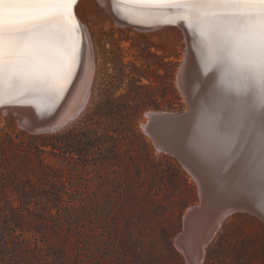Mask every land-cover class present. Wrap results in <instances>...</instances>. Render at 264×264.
I'll return each mask as SVG.
<instances>
[{
    "label": "rangeland",
    "instance_id": "1",
    "mask_svg": "<svg viewBox=\"0 0 264 264\" xmlns=\"http://www.w3.org/2000/svg\"><path fill=\"white\" fill-rule=\"evenodd\" d=\"M80 7L94 66L79 115L36 134L0 113V264H187L175 241L199 184L142 127L149 112H185L183 29L124 28L99 0ZM259 219L227 216L201 264H264Z\"/></svg>",
    "mask_w": 264,
    "mask_h": 264
},
{
    "label": "snow or ice",
    "instance_id": "2",
    "mask_svg": "<svg viewBox=\"0 0 264 264\" xmlns=\"http://www.w3.org/2000/svg\"><path fill=\"white\" fill-rule=\"evenodd\" d=\"M77 0H0V105L40 94L54 104L78 64ZM145 19L183 22L198 37L205 73H219L215 108L229 129L256 130L264 184V0H124Z\"/></svg>",
    "mask_w": 264,
    "mask_h": 264
},
{
    "label": "bare ground",
    "instance_id": "3",
    "mask_svg": "<svg viewBox=\"0 0 264 264\" xmlns=\"http://www.w3.org/2000/svg\"><path fill=\"white\" fill-rule=\"evenodd\" d=\"M85 1L78 0L74 6L81 28L77 31L78 64L60 98L53 104L47 96L37 94L18 103L5 102L0 105V113L12 112L19 116L21 125L31 133L61 129L63 122L74 119L86 105L94 64L92 39L80 16V5ZM99 1L110 11L120 27L152 32L178 24L165 23L163 18L140 22L142 18L124 0ZM180 28H183L188 51L179 71L178 85L186 100L185 112L187 110V114L191 113V130L176 131L171 127V131L163 124L155 125V134L150 133V115L156 112L147 113L149 120L142 127L153 138L159 150L174 155L176 153L173 149L182 152L177 155L179 160L199 184L201 203L187 211L184 231L175 242L186 257L187 264H201L208 243L222 221L230 215L225 214L226 210L240 208L245 213L258 212L264 215V184L258 174L260 154L255 139L256 130L248 125L229 129L234 135L230 145H224V116L216 110L214 97L220 75L215 70L205 73L198 37L189 26ZM183 69H186L184 74ZM188 164L193 165L191 167ZM189 230L191 234L187 235Z\"/></svg>",
    "mask_w": 264,
    "mask_h": 264
},
{
    "label": "water",
    "instance_id": "4",
    "mask_svg": "<svg viewBox=\"0 0 264 264\" xmlns=\"http://www.w3.org/2000/svg\"><path fill=\"white\" fill-rule=\"evenodd\" d=\"M78 1V0H77ZM75 6V5H74ZM74 14H75V10H74ZM76 16V15H75ZM77 19V17H76ZM78 21V20H77ZM79 23V21H78ZM177 24V23H176ZM178 27H185L186 28V25L184 23H181V25L178 23L177 24ZM79 29L80 28V25H79ZM183 29V28H182ZM187 68V66L185 67ZM186 70V69H185ZM185 70L183 69V72L182 74L185 73ZM184 77V75H183ZM188 90V89H187ZM70 92V89H68L67 91V94H69ZM66 97H68L66 95ZM65 97V98H66ZM67 99V98H66ZM1 110V109H0ZM191 113L187 114V110L186 112H183V113H167V112H156L152 115H150V121H149V124H148V129L150 131V133L152 134H155L154 133V128L155 125H165L164 127L168 126V128L171 129L172 131V128H175L176 131L177 130H180V129H184L185 131L188 130H191ZM70 120L68 119L67 122H63L62 125L64 126L65 124H67ZM62 126V127H63ZM172 127V128H171ZM44 128V127H43ZM43 130V129H42ZM45 131V130H44ZM172 133V132H171ZM157 136V134H156ZM173 152H175L176 156L181 154L182 152L180 151H176L175 149H173ZM178 157V156H177ZM185 159V158H184ZM193 164H188V166H191L192 167ZM196 171V170H195ZM196 211H198V209H196ZM242 211V209L240 208H230L229 210H226V215H229V214H232L234 212H240ZM251 213V212H250ZM252 214L256 215L258 218H260L262 220V222L264 223V215H262L261 213H258V212H252ZM191 234V231L189 230V232H187V235H190Z\"/></svg>",
    "mask_w": 264,
    "mask_h": 264
}]
</instances>
